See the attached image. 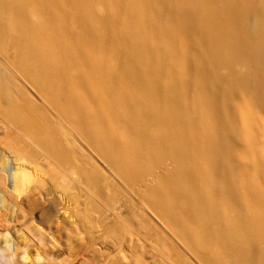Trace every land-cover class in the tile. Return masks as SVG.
Instances as JSON below:
<instances>
[{
	"label": "bare ground",
	"instance_id": "obj_1",
	"mask_svg": "<svg viewBox=\"0 0 264 264\" xmlns=\"http://www.w3.org/2000/svg\"><path fill=\"white\" fill-rule=\"evenodd\" d=\"M0 264H264V0H0Z\"/></svg>",
	"mask_w": 264,
	"mask_h": 264
},
{
	"label": "rangeland",
	"instance_id": "obj_2",
	"mask_svg": "<svg viewBox=\"0 0 264 264\" xmlns=\"http://www.w3.org/2000/svg\"><path fill=\"white\" fill-rule=\"evenodd\" d=\"M116 253L114 254V253H111V259L113 258V259H115L116 257Z\"/></svg>",
	"mask_w": 264,
	"mask_h": 264
}]
</instances>
